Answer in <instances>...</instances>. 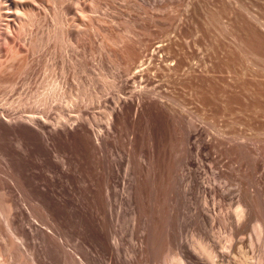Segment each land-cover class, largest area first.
Segmentation results:
<instances>
[{
	"label": "rangeland",
	"instance_id": "obj_1",
	"mask_svg": "<svg viewBox=\"0 0 264 264\" xmlns=\"http://www.w3.org/2000/svg\"><path fill=\"white\" fill-rule=\"evenodd\" d=\"M174 254L264 264V0H0V264Z\"/></svg>",
	"mask_w": 264,
	"mask_h": 264
},
{
	"label": "bare ground",
	"instance_id": "obj_2",
	"mask_svg": "<svg viewBox=\"0 0 264 264\" xmlns=\"http://www.w3.org/2000/svg\"><path fill=\"white\" fill-rule=\"evenodd\" d=\"M150 2H151V1H150ZM148 171H149V170H148ZM145 177H146V176H145ZM147 177H148V176H147ZM145 181H146V180H145ZM247 194H248V193H247ZM249 199H250V198H249ZM250 203H251V202H250ZM238 204H239V203H238ZM238 204H237V205H238ZM240 204H241V203H240ZM240 206H241V205H240ZM235 208L238 210L240 207H239V206H238V207L235 206ZM241 209H242V207L240 208V210H241ZM237 210H234V211L236 212V214H237ZM240 210L238 211V213L240 214V212H241V215H242V213H243L244 211H243V210L240 211ZM242 211H243V212H242ZM235 212H234V213H235ZM236 214H234V215H236ZM239 214H237L236 216H237V217L240 216ZM236 216H235V217H236ZM242 216H243V215H242ZM242 216H240V217L242 218ZM237 217H236V218H237ZM241 218L238 217L237 220H238V219H241ZM259 224H260V223H259ZM260 225H261V224H260ZM254 226H256V229L258 228L259 230H261V229H260L261 226H258V223H257V225H254ZM254 226H253V227H254ZM254 230H255V227H254L253 231H254ZM255 231H256V233H257V234L255 233V235H256L255 238L259 239V237L262 236V235H260V233H263V232H261V231L258 232L257 230H255ZM255 231H254V232H255ZM262 231H263V230H262ZM254 232H253V233H254ZM258 233H259V236H258ZM255 235H254V236H255ZM258 241H259V240H258ZM197 242H198V241H197ZM199 242H200V241H199ZM199 242H198V243H199ZM194 243H195V242H194ZM199 244H200V243H199ZM199 244H198V248H200V250H199V249H197V250H198V251H201V252L204 253L202 256L205 255V256L209 257V261H210V263H211V262H214L213 259H212V257H210V256L212 255L211 252H213V251H212V250L210 251V249L206 248V245H205V247H203V245H201V244H203L202 242H201V244H200L201 247L199 246ZM194 245H197V243L194 244ZM251 245H252V243H251ZM194 247H195V246H194ZM196 247H197V246H196ZM207 247H208V246H207ZM224 247H225V246H224ZM210 248H211V247H210ZM198 251H197V252H198ZM230 252H231V251H230ZM241 252H242V251H241ZM213 253H214V252H213ZM177 254H178V253H177ZM199 254H202V253H199ZM175 255H176V254H174V258H175ZM213 255H214V254H213ZM172 257H173V255H172ZM180 257H181V256H180ZM244 257H245V255H244ZM247 257H248V256H247ZM247 257H245V260H244V261H246V260L248 259ZM182 258H183V257H182ZM210 258H211L212 261L210 260ZM246 258H247V259H246ZM171 259H172V258L170 257L169 260H170L171 262H173V264H175V262H176V261H175L176 258H175V259H172V260H171ZM177 259H178V260H177L176 264L179 263V261L181 260V258L179 259V257H178ZM173 260H174V261H173ZM181 261H182V260H181ZM181 261H180V263L183 264V262H181ZM184 261H185V260H184ZM248 261H249V259H248ZM171 262H169V263H171ZM246 262H247V261H246ZM247 263H248V262H247ZM185 264H186V263H185ZM214 264H215V263H214ZM218 264H219V263H218Z\"/></svg>",
	"mask_w": 264,
	"mask_h": 264
}]
</instances>
